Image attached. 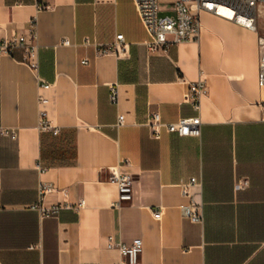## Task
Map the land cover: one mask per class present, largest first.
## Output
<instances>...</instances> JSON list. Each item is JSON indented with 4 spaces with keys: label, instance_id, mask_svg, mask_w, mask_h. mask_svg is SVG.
Returning <instances> with one entry per match:
<instances>
[{
    "label": "crops",
    "instance_id": "crops-1",
    "mask_svg": "<svg viewBox=\"0 0 264 264\" xmlns=\"http://www.w3.org/2000/svg\"><path fill=\"white\" fill-rule=\"evenodd\" d=\"M42 1L50 9L0 0V41L27 36L35 18L38 45L36 71L22 48L0 54V264H125L110 242L136 239V264H264V88L257 84L264 4L254 28L201 11L197 40L148 53L132 0ZM158 2L161 15L173 14L175 0ZM117 34L123 52L97 53ZM199 79L206 92L196 110L186 95ZM41 81L49 87L39 89ZM41 110L57 134L40 129ZM153 113L165 123L198 117L199 136L163 131L155 139ZM119 115L125 124L117 127ZM112 168L132 179L118 208ZM190 178L198 182L189 192L199 223L181 213L189 197L180 185ZM40 183L83 205L41 219L29 209Z\"/></svg>",
    "mask_w": 264,
    "mask_h": 264
},
{
    "label": "built area",
    "instance_id": "built-area-1",
    "mask_svg": "<svg viewBox=\"0 0 264 264\" xmlns=\"http://www.w3.org/2000/svg\"><path fill=\"white\" fill-rule=\"evenodd\" d=\"M37 10H48L50 4L42 0H34ZM136 8L138 16L147 33V39L144 46L148 53H156L168 49L170 46L177 45L186 41H195L199 37L200 31V12L207 11L212 14L224 17L219 14L218 8H224L231 12L232 17L227 18L234 20L241 24L254 28L256 9L260 4H264V0H175L173 5L172 15H161L160 5L158 0H132ZM238 17H245L251 23L245 24L238 20ZM27 36L12 32L8 37L0 41V54L12 55L16 48L24 50V57L22 61L28 67L36 71L38 69L37 59V26L36 19L32 18L27 24ZM63 45H69L68 40H63ZM84 44L88 45V39H84ZM126 44L123 35L117 34L114 41L99 48L97 53L117 52L121 53L125 50ZM258 76L257 84L260 88H264V37L258 39ZM88 59H82L81 64H88ZM49 87L48 83L43 81L39 84V89H46ZM206 92V84L203 79L197 82L189 83L187 89V100L198 110L201 97ZM109 99L112 103L117 104L118 88L111 86ZM47 100L39 95L38 103L43 105ZM125 124L123 115H119L116 126L120 127ZM149 125L152 129V135L155 139H159L161 133H174L179 136H199L200 119L198 117L180 119L174 123H165L161 120L158 113H153L149 117ZM40 129L51 130L53 134H57V130L53 129L48 121L45 120V113L40 111ZM2 133L15 140L17 138L16 131L3 129ZM108 181L117 185L118 187V201L115 207H119L120 200L125 198L129 192V186L132 182L131 177L121 174L117 168L110 169ZM196 178H190L187 182L181 183V190L183 195L189 197V203L181 206V213L183 217L188 218L193 223L201 221V215L198 212V203L194 195L190 194L191 187L197 186ZM57 193L62 200L55 203H48L47 197L50 194ZM83 205V201L77 205H72L67 199V193L63 189H59L51 183H40L37 188V201L29 206V209L37 212L41 219L56 217L63 210H77ZM162 209L153 210V217L160 220ZM111 247H116L123 258L125 264H136L139 253L142 249L140 239H136L132 244L125 245L121 242H110Z\"/></svg>",
    "mask_w": 264,
    "mask_h": 264
},
{
    "label": "bare ground",
    "instance_id": "bare-ground-1",
    "mask_svg": "<svg viewBox=\"0 0 264 264\" xmlns=\"http://www.w3.org/2000/svg\"><path fill=\"white\" fill-rule=\"evenodd\" d=\"M218 12L220 15L224 16V17H227V18H231L232 17V14L230 11L224 9V8H218ZM238 20L245 23V24H250L251 21L245 17H238Z\"/></svg>",
    "mask_w": 264,
    "mask_h": 264
},
{
    "label": "rangeland",
    "instance_id": "rangeland-1",
    "mask_svg": "<svg viewBox=\"0 0 264 264\" xmlns=\"http://www.w3.org/2000/svg\"><path fill=\"white\" fill-rule=\"evenodd\" d=\"M263 37H264V34H263Z\"/></svg>",
    "mask_w": 264,
    "mask_h": 264
}]
</instances>
